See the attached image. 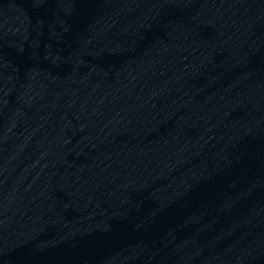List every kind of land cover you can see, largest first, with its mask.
Listing matches in <instances>:
<instances>
[{
	"label": "water",
	"instance_id": "obj_1",
	"mask_svg": "<svg viewBox=\"0 0 264 264\" xmlns=\"http://www.w3.org/2000/svg\"><path fill=\"white\" fill-rule=\"evenodd\" d=\"M253 0H0V264H207Z\"/></svg>",
	"mask_w": 264,
	"mask_h": 264
}]
</instances>
